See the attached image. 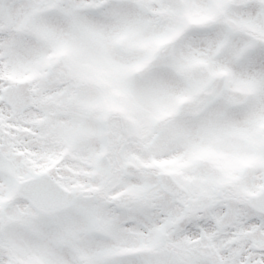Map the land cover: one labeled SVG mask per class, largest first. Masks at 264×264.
I'll return each instance as SVG.
<instances>
[{
  "label": "snow or ice",
  "instance_id": "6c2138e0",
  "mask_svg": "<svg viewBox=\"0 0 264 264\" xmlns=\"http://www.w3.org/2000/svg\"><path fill=\"white\" fill-rule=\"evenodd\" d=\"M0 264H264V0H0Z\"/></svg>",
  "mask_w": 264,
  "mask_h": 264
}]
</instances>
